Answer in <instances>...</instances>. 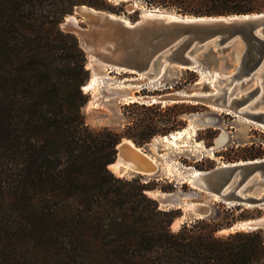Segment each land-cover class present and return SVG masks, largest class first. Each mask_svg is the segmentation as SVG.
Listing matches in <instances>:
<instances>
[{
  "label": "trees",
  "instance_id": "1",
  "mask_svg": "<svg viewBox=\"0 0 264 264\" xmlns=\"http://www.w3.org/2000/svg\"><path fill=\"white\" fill-rule=\"evenodd\" d=\"M143 1L194 16L264 12V0ZM80 3L117 12L103 0H0V264L261 263L260 229L218 233L236 210L240 219L252 216L242 206L172 230L178 208L147 196L149 181L107 168L122 137L142 145L171 127L155 130L145 117L120 133L85 123V52L59 28ZM187 73L184 83L194 82ZM175 108L177 116L193 107L165 106Z\"/></svg>",
  "mask_w": 264,
  "mask_h": 264
},
{
  "label": "rangeland",
  "instance_id": "2",
  "mask_svg": "<svg viewBox=\"0 0 264 264\" xmlns=\"http://www.w3.org/2000/svg\"><path fill=\"white\" fill-rule=\"evenodd\" d=\"M92 2L101 3V0H92ZM103 4L106 7L113 8L117 12H111L108 9H103L104 11L124 16L131 22L137 20L141 12L153 7L176 12L174 9L149 6L143 0H103ZM77 5L89 6L86 3L76 4L75 6ZM70 13H72V10ZM63 18L61 21H63ZM61 21L59 22V28L63 32L71 33V31L61 28ZM78 25L85 27L86 23L79 19ZM71 34L77 37L75 33ZM109 43L112 44V41H109ZM240 50V44L231 45L223 53L216 55L217 58L215 59L205 52V48H200L193 53V56L198 61L196 69L172 67L161 76H155L156 78L152 80L149 79L150 77H154L151 74H144L142 79L127 80L137 77L136 73L112 69L107 67L105 63L95 60L92 62V68L98 76L96 90L94 92H87L82 86L80 87L87 97L80 111L85 123L93 129L105 127L120 133L124 130L127 123L140 117L150 118L155 130L171 127L166 135L188 127V134L185 133L174 143L165 147L161 146L160 143H155L156 154L152 156L156 163V169L153 173L146 175L129 172L119 176L108 168L118 178L125 180L135 178L142 183L149 181L153 187L150 190L153 192L157 191L173 195L177 202L171 206L157 203L165 209H179V214L176 218L184 216L181 222H177L179 226L184 222L190 223L194 219H197L194 218L195 214L190 209L188 203H198V207L208 208L210 210L209 215L217 211L220 217L223 216L220 209L221 206L227 208L236 205L226 204L219 199L213 198L209 193L193 188L187 178L194 170H209L214 166L222 164L251 159H264V126L253 120H251L253 123L250 121L246 122L240 115L227 112L221 108H213V106L188 101H183V103L193 108L174 116L172 114L173 111H178L179 109L165 110V106L176 102L152 103L149 99L174 93H213L215 88L213 85L211 86L210 81L215 76L235 74L234 65L237 64L236 59L239 56ZM87 62L88 59L86 57ZM187 72L195 74L196 79L194 82L184 83V79L190 77ZM257 75L264 78V63L258 67L254 77ZM89 78L90 70H88L87 80ZM129 96L141 97V99H134L130 102ZM227 97L234 98L238 102L247 99L243 106L248 111H264V81H261L259 85L253 81L234 85L228 89ZM151 104L155 105L150 106ZM178 121L181 124L176 123ZM193 128L194 133H192ZM222 132L225 133L227 139L220 145L221 147L219 146L211 152L210 147L214 145L215 138ZM160 135L163 134L160 132L155 133L148 142L137 146L144 152H147V144L154 137ZM254 155L256 157L252 158L251 156ZM260 185L249 183L243 192L248 195L261 194L264 187L262 184ZM146 195L152 197L147 193ZM238 205L245 208L252 216L240 219L237 217L240 210H236L234 212L235 219L231 226L241 221L264 217V206ZM170 227L174 230L175 225L174 227L172 225Z\"/></svg>",
  "mask_w": 264,
  "mask_h": 264
},
{
  "label": "water",
  "instance_id": "3",
  "mask_svg": "<svg viewBox=\"0 0 264 264\" xmlns=\"http://www.w3.org/2000/svg\"><path fill=\"white\" fill-rule=\"evenodd\" d=\"M79 6L82 5L74 6L72 13H68L71 18H63L61 28L77 35L78 44L86 57L90 55L108 67L132 73L159 77L172 67L193 68L198 65L194 51L205 48V52L216 59V55L223 53L227 47L240 44L241 50L234 65L235 74L215 76L210 81L211 86L221 88L218 94H170L157 100L158 103L187 100L203 105L214 103L227 112L264 123V111L251 112L244 108L247 99L238 102L227 97L228 89L234 85L248 81L259 85L264 81L260 75L254 77L258 67L264 63V12L194 16L153 7L141 12L139 18L131 22L126 21L124 16L91 6L90 10L75 8ZM79 19L85 21V27L78 25ZM115 149L114 160L109 164L118 159L117 145ZM198 180L199 188L220 194L226 204L264 206V195L259 198L251 195L242 197L237 193L238 190L243 192L249 183H264V159L214 166ZM154 199L159 203L157 198ZM195 209L197 214L194 218L210 213L206 207ZM253 229L264 233V217L238 222L218 233ZM259 264H264V259Z\"/></svg>",
  "mask_w": 264,
  "mask_h": 264
},
{
  "label": "bare ground",
  "instance_id": "4",
  "mask_svg": "<svg viewBox=\"0 0 264 264\" xmlns=\"http://www.w3.org/2000/svg\"><path fill=\"white\" fill-rule=\"evenodd\" d=\"M113 1H118V0H113ZM75 8H81L84 10H90L91 9L87 5H82V6L75 7ZM65 18L69 19V18H71V16L69 14H67L65 16ZM125 20L128 21L126 18H125ZM60 25L63 26V23H61ZM87 59H88V62L85 64V67H86V69L90 70V78L87 80V82L85 84L82 85V88H84L87 92L88 91L94 92L96 90V86H97V82H98V76L94 73L93 68H92V62L95 60L90 55H87ZM106 66L108 67V65H106ZM109 68H112V67H109ZM112 69H116V68H112ZM192 69L194 70V69H196V67H193ZM118 70H121V69H118ZM123 71H126V70H123ZM128 72H132V71H128ZM136 75H137V77L127 79V80H130V81L131 80H138V79H142L144 77V74H141V73H136ZM154 78H156V77L155 76L150 77L149 79L152 80ZM214 88H215V91L213 93H205V94L204 93H196V94L213 95V94H218L219 90H221V88H219L218 86H214ZM174 94H185V93H174ZM128 98L131 99L130 102H132L134 99H141V97H136V96H129ZM149 101H152V103L158 102L157 97H151L149 99ZM207 105L213 106V108L217 107V108L223 109L222 107H219V106L215 105L214 103H209ZM241 117L244 120H246V122L250 121L253 123V121L249 120L248 118L243 117V116H241ZM259 124L264 126V123H259ZM187 130H188V127H184L180 130L170 132L167 135H160V136L154 137L152 139V141L147 144V148H146L147 152H144L143 150H141V148L139 146H136L132 140H130L128 138H122L120 140V143L117 144V147L119 148L118 159L116 162L109 164L108 168L112 172L118 174L119 176H122L123 174H125V173L127 174L129 172H133V173H137V174H146V175L151 174L155 171V168H156V163L154 161V157L152 156V155L156 154L155 143H160L161 146L165 147L171 143H174L179 137H181L182 135L187 133L188 132ZM192 133H194V128L192 130ZM226 139L227 138H226L225 133L222 132L218 137L215 138L214 145H212L210 147V151L213 152L222 143H224ZM160 157H161V155H160ZM256 160H259V159H256ZM242 162L243 161L233 162V163H242ZM227 164H231V163H227ZM222 165H225V164H222ZM167 166H169V165L167 164ZM205 171L206 170H194L188 176V178H187L188 182L191 184V186L193 188H196L198 190L209 193L213 198L221 200L220 194H217L214 192H209L207 190H203L197 186V181L199 182L198 179L200 178V176ZM255 180H259V177H255ZM259 186H261V185H259ZM262 186L264 187V183L262 184ZM146 193L151 195L153 198H157L159 200L160 205L168 204L169 206H171L173 203L177 202L175 197L173 195H171L170 193H161V192H157V191L156 192L146 191ZM237 193L242 197L249 196L248 194H244V192H241L240 190H238ZM263 195H264V190L261 194L251 195V196L259 198V197H262ZM223 202L227 203L226 201H223ZM188 205L190 206V209L193 210L194 214H197L195 208L198 207L197 206L198 203H192V204L188 203ZM246 206H251V205L247 204ZM187 208H189V207H187ZM183 218H184V216H181L179 218H176L175 221H173L172 226L174 227V225H175V227L174 228L172 227V228L174 230L179 227V224L177 222L178 221L181 222V219H183Z\"/></svg>",
  "mask_w": 264,
  "mask_h": 264
}]
</instances>
